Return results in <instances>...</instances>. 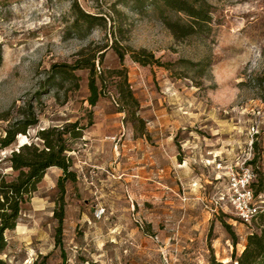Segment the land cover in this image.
Listing matches in <instances>:
<instances>
[{"label":"rangeland","instance_id":"374dc122","mask_svg":"<svg viewBox=\"0 0 264 264\" xmlns=\"http://www.w3.org/2000/svg\"><path fill=\"white\" fill-rule=\"evenodd\" d=\"M207 1L208 32L174 38L150 5L0 0V133L26 108L36 123L11 146L39 143L37 128L91 119L68 140L74 179L64 181L58 242L61 169L51 165L3 233L5 264H210L211 257L233 264L227 229L236 255L246 234L264 227L257 216L239 221L226 199L229 165H247L250 181L264 184V0ZM74 3L101 23L75 30ZM113 45L144 48L159 64L127 52L119 60ZM79 57L102 71L105 87L93 105L85 99L87 68L72 70L76 85L45 81L52 64ZM121 67L136 99L129 107L117 101L109 71ZM97 140L105 142L101 152L93 150ZM11 146L0 148L7 176ZM216 196L221 206L210 211Z\"/></svg>","mask_w":264,"mask_h":264},{"label":"trees","instance_id":"16d2710c","mask_svg":"<svg viewBox=\"0 0 264 264\" xmlns=\"http://www.w3.org/2000/svg\"><path fill=\"white\" fill-rule=\"evenodd\" d=\"M131 10H140L144 5H150L158 11L161 22L167 27L174 38L184 37L194 33L208 32L210 29V3L207 0H115ZM76 15L71 22L75 30H79L80 24L87 26L100 24L101 15L81 11L75 5ZM113 10L114 7H113ZM172 15H171V14ZM113 26V25H112ZM119 60L124 53H128L131 59L140 64H147L159 61L150 51L144 48L134 49L124 46L123 50L114 46ZM93 56H91V59ZM88 57H79L73 64H52L45 81L47 85L55 86L58 80L69 79L74 85L77 84L76 75L73 69L87 68V95L85 97L88 105H93L98 96L105 87L102 71H96L93 60ZM124 68H112L109 71L115 77L114 85L117 92V101L121 106H132L136 104V99L128 85ZM24 116L18 117L7 123L0 133V148L11 146L15 143L17 134H25L28 127L36 123V117L33 110L24 109ZM91 123L88 115L85 123H78L77 120L66 121L61 125H49L37 128L35 136L39 143L34 140L23 141L15 146H11L4 159L8 167L14 171L10 176L5 172H0V253L5 247V230L12 229L19 217L22 204L29 198L31 192L36 188V183L42 177L46 167L54 165L61 169V175L56 180L58 188L59 205L54 216L57 218L54 240L58 242L60 234V222L62 219V193L64 191V181L74 179V171L69 168L71 160L66 151L70 149L69 139H74L82 134V129ZM249 186H255L252 194L258 192L264 194V184L261 180L256 183L250 181ZM258 205L264 202V199H256ZM264 220V208H259L252 216ZM238 218V217H237ZM239 219V218H238ZM239 221H241L239 219ZM242 222V221H241ZM244 223V222H243ZM225 226L228 227L226 223ZM231 236L233 264H262L264 261V227L258 231H249L245 236V242L238 254H234L233 233L227 229ZM0 264H5L4 259L0 257ZM210 264H221L220 261L210 258Z\"/></svg>","mask_w":264,"mask_h":264},{"label":"built area","instance_id":"2783aa9c","mask_svg":"<svg viewBox=\"0 0 264 264\" xmlns=\"http://www.w3.org/2000/svg\"><path fill=\"white\" fill-rule=\"evenodd\" d=\"M251 176V169L247 165H239L238 169L229 165L227 170V183L230 192L226 199L233 207L235 215L244 223H248L259 208H264V205L256 204L253 199L248 186ZM221 199L222 196L209 199V210L214 211L220 207ZM102 210V208H96L93 214L98 217Z\"/></svg>","mask_w":264,"mask_h":264},{"label":"crops","instance_id":"0c3cea01","mask_svg":"<svg viewBox=\"0 0 264 264\" xmlns=\"http://www.w3.org/2000/svg\"><path fill=\"white\" fill-rule=\"evenodd\" d=\"M82 135V134H81ZM105 144V142L104 141H102V140H97V142H95V143H93V150H94V152L96 151H99V152H101L103 149H104V147H103V145ZM144 160V159H143ZM118 178H121L120 176H118Z\"/></svg>","mask_w":264,"mask_h":264}]
</instances>
